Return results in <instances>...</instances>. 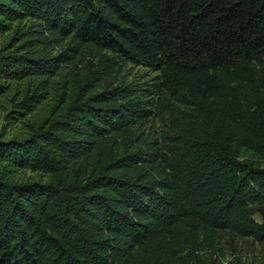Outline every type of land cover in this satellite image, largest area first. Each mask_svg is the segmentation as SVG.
Here are the masks:
<instances>
[{"label":"trees","instance_id":"obj_1","mask_svg":"<svg viewBox=\"0 0 264 264\" xmlns=\"http://www.w3.org/2000/svg\"><path fill=\"white\" fill-rule=\"evenodd\" d=\"M12 88L0 264H264V0H0Z\"/></svg>","mask_w":264,"mask_h":264},{"label":"rangeland","instance_id":"obj_2","mask_svg":"<svg viewBox=\"0 0 264 264\" xmlns=\"http://www.w3.org/2000/svg\"><path fill=\"white\" fill-rule=\"evenodd\" d=\"M156 74L150 71L147 68L136 66L134 64H125L119 72L118 79L123 80L128 83L138 84L142 88H147L144 84H151L152 78ZM56 78L55 80H57ZM61 80V79H60ZM14 88H12V93L7 96L0 98V133L6 134V138L18 136L21 133L20 124L17 122L15 126L16 120L13 117L17 115L11 113L12 111H20L18 109L17 101L19 100V96L15 94ZM153 118L149 122L148 126L146 127L147 131H149L152 137H160L166 132L168 122H167V115L161 109H153ZM23 178L30 179L33 181L44 180L45 178L41 175L32 174V173H24ZM250 251L247 252L246 257H241L240 262L241 264H263L260 258L255 257L258 254V247H254ZM234 257H227L226 261L232 262Z\"/></svg>","mask_w":264,"mask_h":264}]
</instances>
